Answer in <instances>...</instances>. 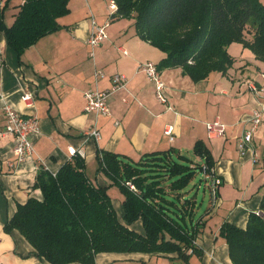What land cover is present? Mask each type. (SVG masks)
<instances>
[{"label": "crops", "instance_id": "0c3cea01", "mask_svg": "<svg viewBox=\"0 0 264 264\" xmlns=\"http://www.w3.org/2000/svg\"><path fill=\"white\" fill-rule=\"evenodd\" d=\"M23 1L0 0L1 25L12 24ZM107 5L108 0H69L68 12L58 18L61 27L39 38L19 56L0 29V264H49L37 256L17 229L8 233L3 229L19 204L29 197L42 198L40 189L33 186L40 167L56 173L77 153L84 159L89 180L107 185L110 180L97 171L98 149L137 161L144 153L169 148L181 154L184 148L193 149L197 140L210 151L212 171L221 179L200 216L202 227L194 243L201 256L191 254L185 262L175 252H101L95 256V264L129 259L150 262L160 255L169 258L167 264H232L219 228L223 222L244 228L249 213L259 212L264 191V113L247 148L240 151L238 147V137L248 128L252 110L264 105V91L254 93L248 88L251 82L263 87L264 62L254 54L257 62L238 61L232 56L234 63L226 75L211 72L194 82L179 67L158 68L164 53L135 34L134 19L115 17L106 27L107 38L91 49L87 42L91 20L105 22ZM148 60L158 68L170 109L158 101L153 82L140 69ZM114 74L125 76L124 86L112 88ZM25 90L34 95L31 105L22 100ZM87 90H109L110 115L84 111ZM3 102L37 118V132L29 135L35 153L14 167L9 164L15 159L14 139L2 134ZM214 118L225 123V134L208 138L205 122ZM167 124L173 125L172 141L163 134ZM94 128L100 133L97 140L89 134ZM196 157L199 163L202 158ZM114 187L108 194L113 206L116 201L119 215L123 197ZM130 227L142 231L133 224Z\"/></svg>", "mask_w": 264, "mask_h": 264}, {"label": "trees", "instance_id": "16d2710c", "mask_svg": "<svg viewBox=\"0 0 264 264\" xmlns=\"http://www.w3.org/2000/svg\"><path fill=\"white\" fill-rule=\"evenodd\" d=\"M68 1L24 0L10 26L0 23L18 56L61 27L58 18L68 12ZM114 1L113 16L133 18L135 34L164 53L158 68L179 67L194 82L211 72L226 75L234 63L227 50L232 42L242 43L264 62V0ZM192 150L213 166L201 140ZM96 160L97 171L110 180L107 185L89 180L77 153L56 173L40 167L33 186L42 198L19 204L4 231L17 229L49 264H95L101 252H175L185 262L191 254L201 256L194 242L202 222L200 217L194 221L195 200L186 196L199 163L192 165L173 148L144 153L137 161L98 149ZM111 186L123 197L119 215L108 194ZM137 219L143 233L130 227ZM219 235L232 264H264V191L259 212L249 213L244 228L223 222Z\"/></svg>", "mask_w": 264, "mask_h": 264}, {"label": "built area", "instance_id": "2783aa9c", "mask_svg": "<svg viewBox=\"0 0 264 264\" xmlns=\"http://www.w3.org/2000/svg\"><path fill=\"white\" fill-rule=\"evenodd\" d=\"M108 18L102 24H98L93 18L91 20V31L87 38V42L90 48L93 49L99 45L103 40L107 38L106 27L109 25L110 20L114 18V14L117 10V5L114 0H108ZM140 69L146 74V76L153 82L155 96L159 102L166 104L167 97L164 93L165 84L160 78L158 68L152 61H145L141 63ZM98 74H100L98 72ZM264 79V73L261 74ZM113 86L112 88L122 87L125 85L126 78L120 74H114L112 76ZM248 88L254 92L259 93L264 91L263 87H257L255 83H248ZM109 90H87L84 92V111L89 113H95L96 115L108 116L110 115V109L107 102ZM0 97L2 94L0 92ZM34 95L31 91L25 90L22 93V100L27 104L31 105ZM168 109L171 106L167 103ZM2 114L4 117V128L2 134L11 135L14 139L13 154L15 156L14 161L9 164L14 167L16 162L24 160L26 157L31 156L35 153L34 147L29 140L31 133L37 132V118L33 114H22L15 111L8 103L3 102L1 105ZM264 113V105L252 110L249 118V126L246 128L241 135L238 137V147L240 151H244L248 144L252 140V136L255 130L262 122V116ZM117 125V122H115ZM205 129L208 138L221 137L225 134L226 125L220 119L215 118L205 122ZM89 134L94 139H99L100 133L98 129H92ZM163 134L168 137L170 141L174 139L173 125L167 124L163 129ZM73 153V150H70ZM200 172L205 181V185L209 188L210 193L215 195L217 188L221 184V179L214 175L212 168H209L205 160L202 158L199 162ZM129 184V182H127ZM130 185V184H129ZM133 188V185H130Z\"/></svg>", "mask_w": 264, "mask_h": 264}, {"label": "rangeland", "instance_id": "374dc122", "mask_svg": "<svg viewBox=\"0 0 264 264\" xmlns=\"http://www.w3.org/2000/svg\"><path fill=\"white\" fill-rule=\"evenodd\" d=\"M125 19H133V18H125ZM245 37L247 39L251 38V32H248ZM228 52L230 53L231 56L235 57L238 61L241 60V58H244L246 60H251L254 62H257L253 59V53L252 51L248 48L242 45V43L239 42H232L228 46ZM258 60V59H257ZM260 61V60H258ZM262 62V61H260ZM167 104V103H166ZM211 111L209 110L207 112V115L210 114ZM215 119V118H214ZM181 154L186 156L187 158L191 159V164L195 165L198 163L197 157L194 155L193 151L191 148H184L181 150ZM114 191L119 195V191L117 188H113ZM115 194H113V197ZM186 196L191 197L195 200V209H194V221L198 220L200 216L205 212L209 201H210V192L209 188L205 185V181L201 175V172L199 170H196V173L190 182V184L186 188ZM114 206L116 207L115 209L118 211V205L116 201H114ZM137 229H141L144 231L142 222L140 219H137L133 221L132 223ZM141 231V232H142ZM140 232V233H141ZM222 237V236H221ZM167 260H169L168 257L165 256H154L153 259L150 260V262L146 263L141 260H118L115 261L113 264H167ZM183 261V260H182ZM180 262V261H179ZM184 264V261L183 263Z\"/></svg>", "mask_w": 264, "mask_h": 264}]
</instances>
